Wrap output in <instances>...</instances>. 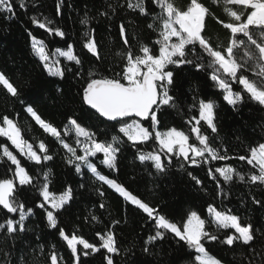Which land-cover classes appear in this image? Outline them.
Instances as JSON below:
<instances>
[{"label": "trees", "instance_id": "obj_1", "mask_svg": "<svg viewBox=\"0 0 264 264\" xmlns=\"http://www.w3.org/2000/svg\"><path fill=\"white\" fill-rule=\"evenodd\" d=\"M11 2L15 9L14 15L0 13V72L5 73L19 90V95L13 97L0 85V117L7 115L13 119L21 128L23 138L34 146L43 140L53 159L37 165L21 156L7 138L0 137V144H7L21 161V166L33 177L32 183L28 185L20 186L15 181V201L23 203L25 211L32 208L33 212L24 221L25 231L17 229L15 233L8 234L6 228L0 229V264H51L52 253L57 256V264H77L66 241L59 236V229H63L69 238L75 234L97 247L102 244L97 233H113L117 253H108L106 249L100 248L96 253L88 250L89 255L85 257L80 251L83 246L77 245L79 264H107L106 256H111L114 264H188L189 252L195 255L193 250L188 249L183 242H178V238L170 232L165 234L166 238L163 240L149 242L148 237L154 235L155 231L154 221L142 210L125 201L106 183L95 179L87 169L77 173L73 166L66 163V150L54 137L45 133L25 110L26 106H31L43 120L57 127L62 134L68 118L72 117L86 129L95 132L100 140L110 139L116 134L110 127L115 122H102L98 119V115L83 104L82 89L86 86L89 72L96 73L95 78H112L115 74L122 73L124 62L117 53L126 52L129 46L134 53L139 54L137 50L140 44H145L153 54H158L159 45L154 43L158 33L148 25L153 22V15L159 12V8L152 0H146L149 15L142 16L138 10L127 8L126 0H62V3L60 0H24L23 8L19 6V0ZM188 2L189 0H175L180 7L186 6ZM200 2L209 9L203 35L213 46H226L230 33L221 21L228 22L230 18L224 12L223 0ZM232 7L238 12H247L243 6ZM103 12L108 14L101 15ZM85 14L88 19L86 25L80 22ZM32 17L39 21L52 20L53 26L59 27L65 35L59 37L54 33L49 34L46 29L34 24ZM122 23L126 28L128 45L124 44L120 36ZM85 32L95 39L100 59L83 47ZM32 36L44 41L48 55L56 49L67 50L68 45H72L73 53L82 63L78 65L59 57L57 61L64 69V76L49 75L32 51ZM188 58L193 59V56L190 54ZM169 70L175 73L172 95L176 98L178 107L158 112V130L175 127L189 133L192 125L187 121L192 116L198 118L199 101H211L215 105L214 123L218 132L211 134L206 124L202 131L214 137L213 146L220 149L221 155H227L228 159L209 158L208 163L191 165L183 158L172 156L169 164L162 155L167 171L158 174L151 162L141 163L136 159L138 150L158 151V144L154 139L136 147L131 142L123 145L115 170L100 164L102 154L90 159L101 174L116 180L180 227L187 214L196 211L206 221V231L215 233L216 226L210 222L208 206L212 205L221 211L230 210L231 214L240 218L243 225L250 223L254 229L261 230L256 233V240L251 243V247L240 242L229 246L219 241H205L206 249L220 259L222 264H249L250 261L258 264L260 257L257 253L264 244V206L254 203L253 198L264 202V185L248 182V174L257 170L247 163V159L240 160L239 157H249L252 147L264 143V107L252 101L246 93L242 103L229 105L223 99L222 90L209 79L208 72L198 71L192 65L179 68L170 66ZM77 72L81 75L77 76ZM244 74L254 78L250 73ZM233 90L242 92V86L234 84ZM193 104L196 108L191 107ZM149 124L150 121L144 122L145 127ZM118 127L116 125L117 129ZM105 131L108 133L107 137L104 136ZM120 135L124 140L127 139ZM67 142L76 146L74 139H67ZM191 142L198 145L194 136H190ZM181 163L185 164L184 168L180 167ZM225 166H231L244 174L245 181L234 177L232 181L223 183L221 177L218 186L217 180L209 175V169L214 172L217 167ZM44 170H50L49 191L53 195L61 194L69 187L72 189V199L61 209L54 210L58 220V227L55 229L47 225L48 206L38 207L43 202L38 187L44 182ZM13 173L14 165L4 158V162H0V179H12ZM188 173L192 175L189 176ZM193 177L199 179L201 184H197ZM100 192H103V196ZM93 216L96 217L95 220L92 219ZM9 218L18 220L19 214L8 213L0 206V223ZM227 232L235 234L234 229L222 230L220 240H223ZM145 248L149 250L145 252ZM5 253L9 255L6 257Z\"/></svg>", "mask_w": 264, "mask_h": 264}, {"label": "snow or ice", "instance_id": "obj_2", "mask_svg": "<svg viewBox=\"0 0 264 264\" xmlns=\"http://www.w3.org/2000/svg\"><path fill=\"white\" fill-rule=\"evenodd\" d=\"M60 3L57 4L58 13ZM126 3L127 8L138 10L140 15H149L146 0H126ZM152 3L159 8V12L153 15V22L148 27L158 33V38L154 42L159 45L158 54H153L150 47L145 44H140L137 50L139 54L134 53L129 46L126 52L117 53L124 62L122 73H117L112 78L103 76L95 78L97 74L89 72L86 86L82 89L83 104L95 110V113L98 114L97 118L102 122H115L110 127L116 134H113L110 139L100 140L95 132L86 129L72 117L68 118L62 134L57 127L43 120L31 106H26L25 110L45 133L54 137L66 150V163L73 166L77 173L87 169L95 179L109 185L125 201L142 210L154 221L155 231L154 235L148 237L149 242L157 239L163 240L166 238L165 234L170 232L178 238V242H183L188 249L194 251V256L193 252H189L188 264H222L220 259L211 255L206 249L205 241H219L229 246L240 242L244 246L251 247V243L256 240V233L261 230L254 229L250 223L243 225L240 218L231 214L230 210H217L212 205L208 206V212L210 222L216 226L215 233L206 231V221L196 211H190L180 227L164 215H160L157 209L133 195L116 180L101 174L97 165L90 158L102 154L103 159L100 160V164L115 170L118 154L122 151L123 145L131 142V145L136 147L154 139L158 144V151L138 150L136 159L141 163L151 162V166L158 174L167 171L165 162L161 159L162 155L169 164L172 156L183 158L191 165L208 163L209 157L211 160L228 159L227 155H221L220 149L212 144L214 137L211 134L218 132L214 123L215 105L213 102L199 101V116L198 118L192 116L187 121L192 125L187 134L175 127L165 131L158 130L160 123L158 112L166 108L176 109L178 107L176 98L172 95L175 73L169 68L170 66L179 68L183 65H192L198 71H207L209 79L219 90H222L223 99L229 105L236 106L242 103L244 93H246L252 101L258 102L260 106L264 107V0H223L224 12L230 18L228 22L221 21L223 27L230 33L226 46L223 44L213 46L211 41L203 35L209 9L200 0H189L184 7L177 6L175 0H152ZM236 5L243 6L247 12L234 10L232 6ZM19 6L25 7L24 0H19ZM108 7L112 8V5ZM113 11H115L114 8ZM3 12H7L10 16L14 15L15 9L11 0H0V13ZM107 14V12L101 13L105 16ZM32 22L38 24L39 28L46 29L49 34L54 33L59 37L65 35L59 27L53 26L52 20L39 21L36 17H32ZM80 22L84 25L88 23L87 14ZM256 30H258V34ZM29 35L31 36V33ZM84 36L86 39L83 47L100 59L95 39L90 38L88 32H85ZM120 36L124 44L128 45L126 28L123 23L120 25ZM31 39L32 51L39 58L48 74L63 77L64 69L59 66V62L49 63L50 57L44 41L34 36ZM55 54L65 57L68 61H74L78 65L82 63L73 53L72 45H68L67 51L56 49ZM190 54L193 59L188 58ZM244 73H250L254 78H250ZM76 75L79 76L81 73L77 72ZM234 84L242 86V92L234 91ZM0 85L13 97L19 95V90L3 72H0ZM191 107L196 108V105L193 104ZM145 121H150L148 127L144 126ZM204 124L207 129L211 130V134L202 131ZM116 125H119L118 129ZM120 134L127 139L124 140ZM104 136H108L107 131L104 132ZM190 136L195 137L198 145L194 142L190 143ZM0 137L7 138V141L21 156L37 165H42L43 161L53 159L48 154L50 149L43 140H40L36 146L25 140L21 128L7 115L0 117ZM66 138L74 139L76 146L68 143ZM4 158H7V161L15 166V171L14 178L0 179V206L8 213H18L19 219L5 220L0 223V229L6 228L8 234H13L17 229L19 231L26 230L24 221L33 212L32 208L25 211L24 204L15 201L13 196L16 187L15 181H18L20 186L28 185L32 183L33 177L21 166V161L7 144H0V162H4ZM239 159H247V163L253 165L257 170L248 174V182L264 185V143H260L258 147H252L249 157L240 156ZM180 167L184 168L185 164L181 163ZM188 175L192 174L188 173ZM209 175L217 180L218 186L221 183V177L223 183L232 181L234 177L240 181L246 179L244 174L231 166L217 167L214 172L209 169ZM49 176L50 170H44V182L38 187L43 202L39 203L38 207L45 208L46 204L50 205L52 210L46 209L47 225L55 229L58 227V220L54 215V210L61 209L72 199V189L69 187L59 197L54 196L49 191ZM193 179L196 178L193 177ZM196 183L201 184V181L196 179ZM100 195L103 196V192H100ZM253 199L254 203L264 206V202ZM101 207L104 205L101 204ZM92 219L95 220L96 217L93 216ZM114 223H118V221H114ZM233 229L235 234L227 232L223 240H220L222 230ZM97 235L102 241L99 247L75 234L69 238L63 229H59V236L66 241L72 255L76 257L77 264L80 259L77 245L83 246L80 251L85 257L89 255L88 250L96 253L100 248L106 249L108 253L118 252L115 237L111 231L104 235L100 233ZM148 250V248L144 249L145 252ZM4 255L7 257L9 254L5 253ZM257 255L260 257L258 264H264V244L261 245V250ZM50 259L51 264H57L55 253H52ZM105 259L107 264H114L111 256H106ZM249 264H256V262L250 261Z\"/></svg>", "mask_w": 264, "mask_h": 264}, {"label": "rangeland", "instance_id": "obj_3", "mask_svg": "<svg viewBox=\"0 0 264 264\" xmlns=\"http://www.w3.org/2000/svg\"><path fill=\"white\" fill-rule=\"evenodd\" d=\"M257 32H258V30H256ZM68 50V49H67ZM67 50H62V51H67ZM49 57H50V60H49V63H52V61H57L58 60V58L59 57H62V56H59L58 54H55V52H53L51 55H49ZM63 58H65V57H63ZM66 59V58H65ZM207 102V101H206ZM165 131V130H164ZM11 144V143H10ZM258 147V146H257ZM14 148V147H13ZM210 158V157H209ZM208 158V159H209ZM14 171H15V166H14ZM16 182H18V181H16ZM109 186V185H108ZM110 187V186H109ZM114 190V189H113ZM115 191V190H114ZM119 194V193H118ZM59 195L60 194H57V195H54V196H56V197H59ZM128 202V201H127ZM130 203V202H129ZM47 206H48V208H49V210H52L51 209V207H50V205H48V204H46ZM209 213V212H208Z\"/></svg>", "mask_w": 264, "mask_h": 264}, {"label": "water", "instance_id": "obj_4", "mask_svg": "<svg viewBox=\"0 0 264 264\" xmlns=\"http://www.w3.org/2000/svg\"><path fill=\"white\" fill-rule=\"evenodd\" d=\"M87 108H89L91 111L95 113V110L91 109L89 106L86 105ZM98 115V114H97Z\"/></svg>", "mask_w": 264, "mask_h": 264}]
</instances>
